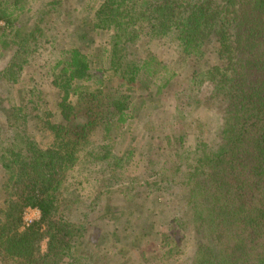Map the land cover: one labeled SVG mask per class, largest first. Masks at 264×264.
Segmentation results:
<instances>
[{
	"label": "trees",
	"instance_id": "obj_1",
	"mask_svg": "<svg viewBox=\"0 0 264 264\" xmlns=\"http://www.w3.org/2000/svg\"><path fill=\"white\" fill-rule=\"evenodd\" d=\"M56 1L45 5L30 28L20 22V0H0V49L13 48L5 67L13 75H21L28 58L37 53L38 37L43 36L39 24ZM97 5L90 6L88 27L76 26L78 45L64 53L62 67L49 79L60 121L45 107V99L36 115L28 107L5 109L0 126V264H103L90 245L85 255L78 253L89 225L65 217L67 174L98 127L107 132L132 119L131 95L141 91L140 97L154 101L159 89L169 85L165 78L155 91L149 89L157 87L161 62L151 50L139 49L144 41L148 46L167 37L187 59H200L208 50L215 58L213 65L192 68L194 88L202 84L208 91L182 97L179 117L198 108L222 111L217 142L198 143L188 158L185 180L174 193L182 220L170 223L187 229L192 238L189 264H264V0H100ZM102 37L108 45L107 69L100 70L95 68L100 59L92 60L91 49L97 44L98 56L105 52L97 42ZM33 120L51 136L49 145L31 137ZM102 156L104 162L113 157L108 149ZM178 159L176 168L183 169L184 161ZM115 160L106 163L109 172L120 165V158ZM163 173H155L157 181L147 184L155 196L167 190ZM129 188L125 195L132 200L136 193ZM106 193L101 189L96 201ZM27 209L40 216L26 225ZM140 255L143 260L145 254Z\"/></svg>",
	"mask_w": 264,
	"mask_h": 264
},
{
	"label": "rangeland",
	"instance_id": "obj_2",
	"mask_svg": "<svg viewBox=\"0 0 264 264\" xmlns=\"http://www.w3.org/2000/svg\"><path fill=\"white\" fill-rule=\"evenodd\" d=\"M50 1L20 0L23 8L19 18L23 26H29L45 12V5ZM98 2L100 0L56 1L39 24L43 36L38 37V51L28 58V64L19 76L5 69L13 48L0 49V126L4 125L5 109L13 105L22 110L28 107L36 115L44 108L41 99L48 102L45 107L50 108L57 122L60 121L49 79L62 67L64 53L78 45L79 30L76 32L75 28L78 25L88 27L93 17L89 12L90 6L96 8ZM2 27L0 21V29ZM35 35L38 36L37 33ZM97 42L103 45L105 52L98 56L97 44L93 45L92 60L100 59L96 69H107L106 37ZM139 49L151 50L161 62L162 70L159 68V75L155 79L157 87L151 86L149 89L155 91L165 78L170 79L169 85L159 89L154 101L140 97L141 91L131 95V120L118 129L110 127L106 132L102 125L95 130L90 138L91 144L80 156L78 165L67 174L65 189L68 202L65 205L68 208L65 217L70 222L89 225L80 248L77 247L78 253L81 250V255H85L90 245L92 249L89 250L98 255L101 261L105 260L103 264L106 261H111V264H189L194 249L192 238L187 229H181L182 232L170 223L176 218L182 220V213L175 208L176 184L185 180L184 169L191 163L188 158H192L190 154L197 144L209 146L217 142L222 111L212 114L205 108H198L180 118V109L184 108L180 100L184 96L189 97L197 92L202 95V91H208L202 84L194 88L196 86L189 77L194 65H213L215 58L213 52L208 50L202 58L195 59L197 62L187 59L170 37L153 40L148 46L144 41ZM109 85H116V81ZM70 100L74 103L75 98ZM184 101H187L186 98ZM29 127L30 135L37 144L47 146L51 143V136L40 130L36 121L33 120ZM181 137L182 142L179 140ZM106 149L114 157L107 162L112 164L117 157L121 160L115 172H109L110 167H106L107 162H104L102 152ZM179 156L184 161L183 169L176 168ZM155 173L158 176L163 173L166 178L163 185L167 190L156 193L158 196L149 191L153 188L148 187L157 181ZM107 178H112V181H104ZM172 182L175 184L172 185ZM128 187L136 193L132 200L125 195ZM101 189L108 193L102 194L96 201ZM74 200L78 202L71 204ZM197 203L203 210L198 199ZM102 210L111 218H102ZM23 216L27 222L38 220L40 215L36 210L27 209ZM166 235L168 240L164 238ZM46 246L45 239L41 243L43 252ZM170 249L172 251L169 253ZM141 252L145 254L143 260L139 259ZM59 264L70 263L63 260Z\"/></svg>",
	"mask_w": 264,
	"mask_h": 264
},
{
	"label": "built area",
	"instance_id": "obj_3",
	"mask_svg": "<svg viewBox=\"0 0 264 264\" xmlns=\"http://www.w3.org/2000/svg\"><path fill=\"white\" fill-rule=\"evenodd\" d=\"M36 212L38 213L37 210H36ZM30 222H31V221H27V222H26V221L24 220V223H25L26 225H27L28 223H30Z\"/></svg>",
	"mask_w": 264,
	"mask_h": 264
}]
</instances>
